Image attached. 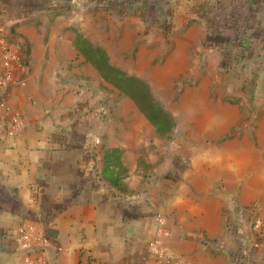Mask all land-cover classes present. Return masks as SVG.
Masks as SVG:
<instances>
[{
	"label": "crops",
	"instance_id": "crops-1",
	"mask_svg": "<svg viewBox=\"0 0 264 264\" xmlns=\"http://www.w3.org/2000/svg\"><path fill=\"white\" fill-rule=\"evenodd\" d=\"M106 2L0 0V35L26 62L2 91L21 127L0 132V264H21L28 224L43 229L50 264H146L154 248L182 264H264L252 227L264 217V18L259 38H243L259 96L232 98L205 78L175 83L204 51L197 0L160 2L173 25L165 38ZM94 25L112 40L107 55L174 94L167 140L78 52L75 26L86 39Z\"/></svg>",
	"mask_w": 264,
	"mask_h": 264
},
{
	"label": "rangeland",
	"instance_id": "rangeland-1",
	"mask_svg": "<svg viewBox=\"0 0 264 264\" xmlns=\"http://www.w3.org/2000/svg\"><path fill=\"white\" fill-rule=\"evenodd\" d=\"M160 2L161 1H155L152 2V4L153 6L159 5L161 7H146V9L143 10L142 16H139L140 14H138L137 16V11L135 10L136 14H133V16L140 19L139 24L142 30H144L145 32H156L162 35L164 34L163 37L165 38L168 37L169 34H172L173 31L171 28L173 27V25L171 24V18H169V16H165L166 9L162 8ZM211 2L212 4L207 5L211 7V10L207 9L205 11V15L207 16V26L205 30L207 32V36H209V39H207V36L205 37V40L203 42L204 51H202L201 53H196V56L188 59L189 61H187V64L189 65L190 70L187 69L189 71H184L177 74L175 83H177L178 87H181L183 83L189 84L190 82L203 80L205 78L207 81L213 82V86L217 88V90L221 92V94H225L224 96H229L232 98H237V96L257 97L259 95L253 94L254 92L250 88L251 83L257 80V76L259 75L256 73V76H253L255 75L253 73V70H255L254 66L257 63L254 61L255 59H253L252 57L249 58L247 56V49H245L247 42L241 39H243L244 36L247 37L253 34L257 36L256 38L260 37L258 34L260 32L259 21L264 18V0H216V2L215 0H211ZM120 11L125 16L132 15V11L128 12L126 6H122V10L117 9V16H120ZM165 18L166 20H168L167 27H165L163 24ZM86 31L89 32L88 38L91 40H89L88 38L85 39V36L81 38L85 39L86 41L89 40L91 41L90 43L92 45L101 48L105 52L107 60L112 66L122 70L126 75L140 78L147 84L148 87L150 85L149 91L151 95V104L154 106L157 105L161 109H163L168 114L170 120H172L167 111L168 107L166 105V102H168L170 98L174 96L171 90L162 87H154L163 84H161L159 81L155 83L153 81V78H150L151 81L149 82V80L144 77L145 74L142 75L141 72H137L139 76L137 73H135L134 75L131 72H127L125 69H135L137 68V66H129V63L132 62L126 58H123V56L117 55L116 51L114 52V54L111 51L113 55H107V51L105 50V48L111 50L112 40L109 38H106V40H104L103 34H100L102 28L94 25L90 26L89 30ZM194 32H199V30H195ZM85 33L86 32L82 30L81 26H75V42L82 34L84 35ZM78 35L80 36L77 37ZM142 36L144 35L142 34L141 37ZM237 43H239L240 46H237ZM255 43L259 45L261 42L257 40L255 41ZM242 47L244 50L242 49ZM205 51L208 52L205 53ZM213 53H215L216 56H213ZM127 64L128 67H126ZM142 77L146 79H143ZM158 79L159 78L157 77L156 80ZM188 86H190V84ZM176 90L180 91L181 88ZM256 93L258 92L256 91ZM108 94L109 93H107V97L104 101V104L107 105L106 108H108L109 105H112V101H110L109 103L108 100L113 96L109 97ZM140 94L141 93H138L139 98H141ZM121 96L125 97L126 95L122 94V92L119 91V97ZM126 98L128 97L126 96ZM134 106L136 107L135 104ZM129 110L130 109L127 107V105L123 104L119 108V114L129 113ZM137 110L139 109L137 108ZM171 123L172 125H170V127H168L169 125L167 124L163 125V127L161 128L162 132L158 131V134L163 136L161 138L165 140L170 138L171 135H168V133H170V130L173 128V120L171 121ZM120 124L124 126V128H126V126L128 125V121H121Z\"/></svg>",
	"mask_w": 264,
	"mask_h": 264
},
{
	"label": "built area",
	"instance_id": "built-area-1",
	"mask_svg": "<svg viewBox=\"0 0 264 264\" xmlns=\"http://www.w3.org/2000/svg\"><path fill=\"white\" fill-rule=\"evenodd\" d=\"M26 69V62L11 43L0 35V132L13 136L21 127L19 116L10 110L2 91L20 81L18 72ZM252 227L256 240L264 248V217L254 216ZM49 243L39 226L28 224L17 231V248L21 264H50ZM146 264H182L180 259L162 249L154 248L152 258Z\"/></svg>",
	"mask_w": 264,
	"mask_h": 264
},
{
	"label": "trees",
	"instance_id": "trees-1",
	"mask_svg": "<svg viewBox=\"0 0 264 264\" xmlns=\"http://www.w3.org/2000/svg\"><path fill=\"white\" fill-rule=\"evenodd\" d=\"M106 1H107L106 2L107 6H105L106 8L104 9L111 12L112 10H110V8L108 7L112 6L114 3L118 7V9H119V5L126 6L128 12L132 11L131 12L132 15L136 14L135 12L137 11V15L140 14L139 16H142L143 10L146 9L147 7V2H145V0H127V1L106 0ZM136 1L139 3H137ZM161 1L164 2L165 4H168V0H161ZM209 1L211 2V0H197L198 7L201 10L200 16L205 15V11H206L205 6L209 3ZM165 16L166 17L169 16V11H166ZM167 21L168 20H166V18L163 21L165 27H167L168 25ZM207 39H209V36H207ZM75 45L77 47L78 52L83 56L85 61L89 62L107 83L111 84L113 87H115L120 92H122V94L126 95L128 98H130L133 101V103L136 105L139 111L155 127L157 133L158 131L162 132L161 128L163 127V125L167 124L169 125L168 127L172 125L171 123L172 120H170L168 114L159 106L157 105L154 106L151 104L150 102L151 95H150L149 87L143 80L135 76L126 75L122 70L112 66L108 62L105 52L101 48L92 45L90 42L86 41L85 39L79 37L78 40L75 42ZM237 46H240V44L237 43ZM138 93H141L140 94L141 98L138 97Z\"/></svg>",
	"mask_w": 264,
	"mask_h": 264
}]
</instances>
